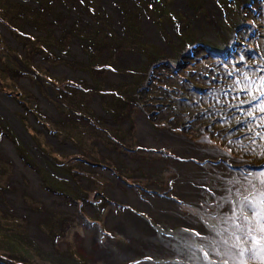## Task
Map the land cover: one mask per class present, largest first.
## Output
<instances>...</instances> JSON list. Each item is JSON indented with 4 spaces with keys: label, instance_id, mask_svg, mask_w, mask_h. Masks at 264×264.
Listing matches in <instances>:
<instances>
[{
    "label": "rangeland",
    "instance_id": "rangeland-1",
    "mask_svg": "<svg viewBox=\"0 0 264 264\" xmlns=\"http://www.w3.org/2000/svg\"><path fill=\"white\" fill-rule=\"evenodd\" d=\"M176 3L173 7L176 11L185 15L189 12L183 1L178 0ZM4 5L6 15L11 20L12 15L20 14L21 11L33 26L32 16L37 12L34 0H0V6ZM106 6L109 12V1ZM1 13L0 10V15ZM50 14L52 13L47 11L43 16ZM112 15L111 26L121 35L119 22L123 18L114 11ZM194 20L197 22L194 29L203 30V27L204 31L200 32H206L208 39L213 40L211 33L220 31L218 26L222 22L221 15L212 1L208 5V18ZM89 22V19H85V23ZM12 27L14 26L11 29ZM144 30L147 42L162 44L155 27L149 21L144 22ZM47 31L50 29H46ZM28 32L35 36L45 35L34 29ZM12 33L19 35L15 30ZM54 34L58 37L60 35L57 31ZM0 36L8 47L22 51L23 48L16 44L1 25ZM1 42L0 40V70H4L2 61L15 69L9 63V54H6ZM78 48L80 49V44L75 41L72 53L83 59ZM116 60L112 73L106 80L110 88L133 81L128 76L130 69H138L143 64L140 54L129 49L119 52ZM34 63L45 67L52 76L74 79L78 75L89 80L88 74L70 73L66 68L47 69V63L41 58H37ZM9 79L7 74L0 72V132L7 135L10 129L4 126L9 124L21 141L15 143L24 150L19 147V151L15 148L16 151L13 152L7 144L10 142L0 138V264H162L165 260L166 263L163 264H264L262 168L250 166L247 161H243L245 166L235 164L224 157L223 150L211 143L193 146L191 144L195 142L184 140V135H174L168 131V125L160 126L156 131L141 114H136L132 120L121 119L119 124L112 122L104 110L106 97H102L100 106L96 98L98 95L85 99V103L94 112L96 124L89 123L91 128H85L84 125L79 124L80 127H77L78 125L70 122L69 125L75 126L76 131L70 139L69 129H66L64 137L69 140L63 137V141L68 144L58 145L55 139L45 136L46 144L43 145L41 141V145L36 146L28 140L31 136L17 117L23 110L13 101L14 97H20L11 94L14 87L17 90L31 91L39 105L55 119L59 118L58 112L47 97L41 96L40 90L31 81L25 78ZM135 87L136 85L130 86L131 90ZM262 90L264 92V86ZM43 92L45 93L44 89ZM34 98L29 100L31 104ZM58 98L59 113L77 112L67 106L66 99L71 97ZM122 98L130 101V97ZM80 103L83 107V101ZM98 105L99 108H95ZM119 107V100H116L111 107L114 115L120 112ZM67 114L60 115L66 117ZM142 119L146 122L144 127ZM131 123L137 145L130 133ZM94 126L98 127V131ZM27 131L34 135L31 130ZM118 132L119 149L113 141H104L94 135L103 133L105 140L108 135L116 141ZM35 137L38 140L44 139L40 134ZM76 139L82 140L83 144ZM70 140L74 145L69 144ZM136 147L142 148L139 152H145L146 156L141 153L143 158L139 157L135 153ZM67 154H73L82 165L92 163L97 176L93 177V181L84 179L81 185L85 190L94 189L93 193L99 194L101 199L97 201L98 205L105 204L101 192L119 205L109 206L104 221L98 220L96 227L88 228L82 222L77 226L73 224L61 239L58 229L62 218L58 217L77 213L76 206L65 205L57 195L45 190L46 186L43 187L38 174L28 165L33 164L39 170L37 167L43 168L45 159L51 160ZM15 155L23 162L21 159V162H17ZM141 173H145L147 177L140 179ZM49 185L54 186L52 188H64L56 180ZM249 185L258 187V190L255 189L247 201V218L240 215L241 201L233 195L242 197ZM83 193L84 191L80 194ZM88 195L89 193L86 196ZM119 206L124 208L120 209ZM249 215L257 221L256 225L250 221ZM214 222L217 223L213 225ZM51 223L53 226L49 227ZM238 227L242 230L237 231ZM97 229L102 236H99ZM226 236L233 237V240H227ZM147 259L150 261L146 262Z\"/></svg>",
    "mask_w": 264,
    "mask_h": 264
},
{
    "label": "trees",
    "instance_id": "trees-1",
    "mask_svg": "<svg viewBox=\"0 0 264 264\" xmlns=\"http://www.w3.org/2000/svg\"><path fill=\"white\" fill-rule=\"evenodd\" d=\"M34 1L37 12L32 16L33 26L23 12L12 15L11 20L6 15L5 5L0 6L1 27L23 48L21 52L15 51L0 36L1 45L9 54L7 59L15 66L12 69L2 61L4 70L0 72L7 74L11 80L25 78L31 81L58 112L59 118L55 119L39 105L31 91L14 87L11 94L20 97H14L13 101L23 110L17 117L36 146H40L41 141L46 144L45 136L55 139L58 145L68 144L63 141L66 129H69L70 139L76 131L75 126L69 125L70 122L85 128H91L89 123L96 124L94 112L85 99L98 95L96 98L100 106L102 97H106L104 110L112 122L119 124L121 119L132 120L136 114H141L156 131L160 126L168 125V131L174 135H184L200 145L211 143L232 155L233 159L262 168L264 173V0H181L189 9L186 15L173 8L178 0H110L113 8L110 7L109 12L106 6L109 0ZM209 1L216 5L222 20L218 26L220 31L211 33L213 40L208 39L206 32H200L204 31L203 27V30L194 29L197 26L194 19L208 18ZM47 11L52 14L43 16ZM112 11L120 13L123 18L119 22L121 35L111 26ZM85 19L90 20L88 24L91 27ZM145 21L155 27L162 45L146 41ZM11 26L14 27L11 29ZM30 29L45 35H32L28 32ZM46 29L50 31L46 32ZM13 30L20 38L12 33ZM54 31L60 33L59 37ZM75 41L80 44L83 59L72 53ZM128 49L138 52L143 64L138 69H130L128 76L133 81L110 88L106 80L112 73L116 58L119 52ZM37 58L47 63V69L66 68L72 73L88 74L89 80L78 75L74 79L52 76L45 67L34 63ZM131 85L136 87L131 90ZM58 97H71L66 99L67 106L77 112L59 113ZM122 97H130V101ZM32 98L35 100L31 104L29 100ZM116 100H119L120 112L114 115L111 107ZM66 113V117L61 116ZM4 127L10 129L9 133L0 132V138L8 140L19 151L21 146L15 141H21L14 129L7 123ZM94 129L98 131L97 126ZM133 129L131 123L130 133L137 145ZM36 134L44 139L38 140ZM94 135L104 141H113L119 149V132L116 141L108 135L105 140L103 133ZM77 141L83 144L82 140ZM69 144L74 145L71 140ZM135 149L139 157L143 158L141 153L146 156L145 152H139L142 148ZM43 164V168L37 165L39 170L33 164L28 166L38 174L43 187L46 186L45 190L57 195L65 205L76 206L78 213L58 217L62 218L58 229L61 239L73 224L77 226L82 222L88 228L96 227L98 220L104 221L109 206L119 205L102 192L105 204L98 205L99 194L93 193L94 189L87 191L81 185L84 179L93 181V177L97 176L92 163L82 165L73 154H67L45 159ZM141 175L140 179L147 177L145 173ZM54 180L64 188H52L54 186L49 183ZM255 189L258 190V187L247 186L243 196H240L242 199L233 195L241 201L239 213L243 217H247V201ZM83 191V195L80 194ZM249 218L257 224L252 216L249 215ZM239 230L242 229L238 227ZM99 236H102L101 231ZM225 238L233 240L231 236ZM246 247L250 248L247 241ZM163 262L166 263V260Z\"/></svg>",
    "mask_w": 264,
    "mask_h": 264
},
{
    "label": "water",
    "instance_id": "water-1",
    "mask_svg": "<svg viewBox=\"0 0 264 264\" xmlns=\"http://www.w3.org/2000/svg\"><path fill=\"white\" fill-rule=\"evenodd\" d=\"M109 4H110V6L111 7H113L112 6V2L109 0ZM120 14V13H119ZM120 17H121V15H120ZM161 40V39H160ZM161 42H162V40H161ZM162 44H163V42H162ZM161 44V45H162ZM79 52H81V50L78 48L77 49ZM82 55V57L84 58V55L83 54H81ZM68 72H70V71H68ZM71 73V72H70ZM37 91V90H36ZM5 98V97H4ZM97 101H98V103H99V99H97ZM95 108H99V105H98V107H96L95 106ZM32 123L34 124V120H32ZM28 137V136H27ZM183 139L184 140H186V141H188V142H191V140H189L188 138H186V137H183ZM28 140L30 141V142H32L34 145H35V143L33 142V140L31 139V137H28ZM7 144H9L10 146H11V148L13 149V151L15 150V147L11 144V143H7ZM191 145H193V146H201V145H198V144H196V143H194V144H191ZM16 151V150H15ZM17 154V153H16ZM223 155H224V157H226V158H229L231 161H233V162H235V164H243V166H245L246 164L243 162V161H239V160H236V159H233L232 157H230L228 154H224V153H222ZM15 157H16V160H17V162H21V160H20V158L18 157V155H15ZM202 169L203 170H205L203 167H202ZM212 173H213V171H211Z\"/></svg>",
    "mask_w": 264,
    "mask_h": 264
},
{
    "label": "bare ground",
    "instance_id": "bare-ground-1",
    "mask_svg": "<svg viewBox=\"0 0 264 264\" xmlns=\"http://www.w3.org/2000/svg\"><path fill=\"white\" fill-rule=\"evenodd\" d=\"M146 124V122H145V120L144 119H142V126L144 127V125ZM9 145V144H8ZM10 146V145H9ZM10 148H11V146H10ZM12 149V148H11ZM13 150V149H12ZM14 152V151H13ZM19 167L20 168H22L20 165H19ZM226 167V166H225ZM208 175H210L209 173H208Z\"/></svg>",
    "mask_w": 264,
    "mask_h": 264
},
{
    "label": "clouds",
    "instance_id": "clouds-1",
    "mask_svg": "<svg viewBox=\"0 0 264 264\" xmlns=\"http://www.w3.org/2000/svg\"><path fill=\"white\" fill-rule=\"evenodd\" d=\"M148 124H150V123L148 122Z\"/></svg>",
    "mask_w": 264,
    "mask_h": 264
},
{
    "label": "crops",
    "instance_id": "crops-1",
    "mask_svg": "<svg viewBox=\"0 0 264 264\" xmlns=\"http://www.w3.org/2000/svg\"><path fill=\"white\" fill-rule=\"evenodd\" d=\"M114 202V201H113ZM113 232V231H112ZM115 233V232H114Z\"/></svg>",
    "mask_w": 264,
    "mask_h": 264
},
{
    "label": "flooded vegetation",
    "instance_id": "flooded-vegetation-1",
    "mask_svg": "<svg viewBox=\"0 0 264 264\" xmlns=\"http://www.w3.org/2000/svg\"><path fill=\"white\" fill-rule=\"evenodd\" d=\"M33 120V119H32Z\"/></svg>",
    "mask_w": 264,
    "mask_h": 264
}]
</instances>
